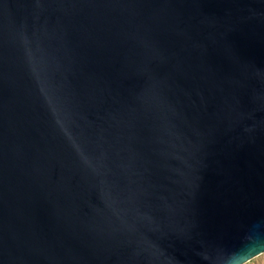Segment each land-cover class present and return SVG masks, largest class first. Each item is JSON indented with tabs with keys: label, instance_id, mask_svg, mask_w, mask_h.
I'll return each mask as SVG.
<instances>
[{
	"label": "water",
	"instance_id": "95a60500",
	"mask_svg": "<svg viewBox=\"0 0 264 264\" xmlns=\"http://www.w3.org/2000/svg\"><path fill=\"white\" fill-rule=\"evenodd\" d=\"M256 240L264 0H0V264H233Z\"/></svg>",
	"mask_w": 264,
	"mask_h": 264
},
{
	"label": "snow or ice",
	"instance_id": "6c2138e0",
	"mask_svg": "<svg viewBox=\"0 0 264 264\" xmlns=\"http://www.w3.org/2000/svg\"><path fill=\"white\" fill-rule=\"evenodd\" d=\"M264 251V240H256L244 244L238 250L233 259V264H241V261L249 259L251 256Z\"/></svg>",
	"mask_w": 264,
	"mask_h": 264
},
{
	"label": "rangeland",
	"instance_id": "374dc122",
	"mask_svg": "<svg viewBox=\"0 0 264 264\" xmlns=\"http://www.w3.org/2000/svg\"><path fill=\"white\" fill-rule=\"evenodd\" d=\"M251 264H264V254L260 258L252 262Z\"/></svg>",
	"mask_w": 264,
	"mask_h": 264
},
{
	"label": "clouds",
	"instance_id": "9594fccd",
	"mask_svg": "<svg viewBox=\"0 0 264 264\" xmlns=\"http://www.w3.org/2000/svg\"><path fill=\"white\" fill-rule=\"evenodd\" d=\"M241 264H248V259L241 261Z\"/></svg>",
	"mask_w": 264,
	"mask_h": 264
}]
</instances>
